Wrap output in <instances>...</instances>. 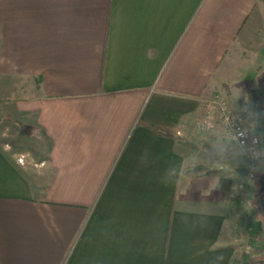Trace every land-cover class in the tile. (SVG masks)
<instances>
[{"label":"crops","instance_id":"obj_1","mask_svg":"<svg viewBox=\"0 0 264 264\" xmlns=\"http://www.w3.org/2000/svg\"><path fill=\"white\" fill-rule=\"evenodd\" d=\"M2 9L0 264L264 262L249 205L264 165L246 181L242 150L200 124L219 95L264 140L259 0Z\"/></svg>","mask_w":264,"mask_h":264},{"label":"built area","instance_id":"obj_2","mask_svg":"<svg viewBox=\"0 0 264 264\" xmlns=\"http://www.w3.org/2000/svg\"><path fill=\"white\" fill-rule=\"evenodd\" d=\"M200 124L207 129L220 127L223 134L242 150L246 181L253 182L261 176L264 140L257 131L256 114L253 110L235 109L228 98L213 96L204 102ZM17 162L23 164L24 157L20 156Z\"/></svg>","mask_w":264,"mask_h":264},{"label":"rangeland","instance_id":"obj_3","mask_svg":"<svg viewBox=\"0 0 264 264\" xmlns=\"http://www.w3.org/2000/svg\"><path fill=\"white\" fill-rule=\"evenodd\" d=\"M259 5L261 7L260 10V28L261 31L263 32V37L261 39V43H263V47H264V0H259ZM3 0H0V60L2 59V32H3ZM264 54V51H263ZM249 55V50L244 52V51H236L235 55H233L232 61H233V65L237 66L239 64H243L244 63V58H246ZM264 79V73L259 76V80ZM1 80V77H0ZM0 87L2 89L3 87V81H0ZM258 104H256L257 106ZM250 201V206L252 207V214L251 216L257 220V226L260 227V225L262 224L264 226V187L262 186L261 189L259 191L256 192L255 197ZM252 218V219H253ZM255 220V221H256ZM253 237V235H251ZM258 248L255 254H251L250 255V259L254 260V259H262L264 258V227L263 230L261 231V233L259 234L258 237ZM260 248V249H259Z\"/></svg>","mask_w":264,"mask_h":264},{"label":"trees","instance_id":"obj_4","mask_svg":"<svg viewBox=\"0 0 264 264\" xmlns=\"http://www.w3.org/2000/svg\"><path fill=\"white\" fill-rule=\"evenodd\" d=\"M249 230H250L249 233H250L251 235H253V230H252V228H250V226H249Z\"/></svg>","mask_w":264,"mask_h":264},{"label":"water","instance_id":"obj_5","mask_svg":"<svg viewBox=\"0 0 264 264\" xmlns=\"http://www.w3.org/2000/svg\"><path fill=\"white\" fill-rule=\"evenodd\" d=\"M253 264H264V262H261V263H253Z\"/></svg>","mask_w":264,"mask_h":264},{"label":"clouds","instance_id":"obj_6","mask_svg":"<svg viewBox=\"0 0 264 264\" xmlns=\"http://www.w3.org/2000/svg\"><path fill=\"white\" fill-rule=\"evenodd\" d=\"M219 259H223V257L221 256V257H219Z\"/></svg>","mask_w":264,"mask_h":264}]
</instances>
